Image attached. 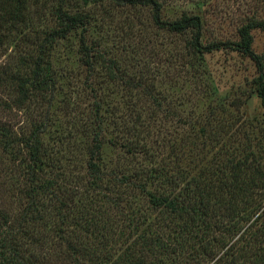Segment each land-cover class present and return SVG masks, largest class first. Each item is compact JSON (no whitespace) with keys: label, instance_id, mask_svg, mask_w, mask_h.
<instances>
[{"label":"trees","instance_id":"16d2710c","mask_svg":"<svg viewBox=\"0 0 264 264\" xmlns=\"http://www.w3.org/2000/svg\"><path fill=\"white\" fill-rule=\"evenodd\" d=\"M110 1L150 8L159 32L184 38L176 57L190 64L218 50L250 60L264 112V51L253 49L264 0L239 18L234 38L215 36L199 13L164 19L158 0ZM70 5L0 0V56L11 44L20 52L0 66V264H264V146L239 132V104L198 98L186 114L183 94L169 99L89 43L91 15ZM45 7L51 21L38 31ZM78 28V60L92 87L83 128L91 138L83 141L62 137L50 113L67 80L54 50ZM36 101L46 103L44 115L18 132L13 109Z\"/></svg>","mask_w":264,"mask_h":264},{"label":"rangeland","instance_id":"374dc122","mask_svg":"<svg viewBox=\"0 0 264 264\" xmlns=\"http://www.w3.org/2000/svg\"><path fill=\"white\" fill-rule=\"evenodd\" d=\"M70 1V11H83L91 15L87 39L89 43L92 40L97 41L98 49L106 57H114L120 63L129 64L136 69L137 75L140 74L148 80L153 79L169 99L183 94L182 99L187 100L183 103L186 114L194 107L193 103L198 98L203 106L211 101L231 109L229 103H238L241 123L239 132L247 130L255 137L256 145L264 146V112L260 99L253 93L251 79L256 74L250 60L235 51L218 50L206 55L205 59L195 61L193 65L189 63L190 60L182 57L183 54L176 57L179 51L184 53V38L159 32L153 23L150 8L117 7L110 0ZM158 1L162 4L161 15L164 19H174L182 11L199 13L206 21V28L219 38H234L239 18L249 13L256 2L206 0L201 6L199 0ZM42 13L45 17L42 20L37 18L38 31L46 28L51 21L48 7ZM253 35V49L258 53L263 52L264 31L257 29L253 31ZM79 36L80 28L54 50V63L63 70L67 80H63L50 113L55 116L54 127L58 128L62 137L83 141L91 138V132L83 128L91 119L92 87H86L84 81L87 73L78 60ZM15 47L13 44L7 46L4 54L0 56V66L15 60V56L20 53ZM102 77L100 72L95 79L102 81ZM195 80L201 81L196 88L192 83ZM88 82L92 83V76ZM108 85V90L113 87ZM100 90L102 94L106 93V83L101 84ZM115 93L116 91L107 99L118 97L119 94ZM45 109L46 103L37 101L24 108L13 109L11 115L14 117L12 121L16 130L19 132L29 129L32 123L42 118ZM263 150L264 147L262 154ZM106 153L110 155L111 149L107 148ZM47 249L49 247H44L43 251Z\"/></svg>","mask_w":264,"mask_h":264}]
</instances>
